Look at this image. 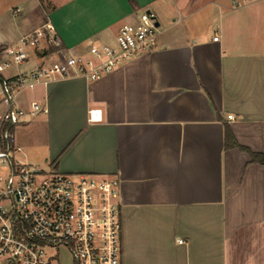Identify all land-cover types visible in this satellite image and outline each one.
Returning a JSON list of instances; mask_svg holds the SVG:
<instances>
[{
  "label": "crops",
  "instance_id": "crops-1",
  "mask_svg": "<svg viewBox=\"0 0 264 264\" xmlns=\"http://www.w3.org/2000/svg\"><path fill=\"white\" fill-rule=\"evenodd\" d=\"M240 1L69 0L49 14L69 53L113 44L145 12L159 24L154 50L100 80L20 99L48 109L20 126L38 164L119 178L122 264H264V165L251 157L264 156V0ZM12 14L0 50L43 23L37 0Z\"/></svg>",
  "mask_w": 264,
  "mask_h": 264
},
{
  "label": "built area",
  "instance_id": "built-area-1",
  "mask_svg": "<svg viewBox=\"0 0 264 264\" xmlns=\"http://www.w3.org/2000/svg\"><path fill=\"white\" fill-rule=\"evenodd\" d=\"M254 1L260 0L238 5ZM156 24L155 15L145 12L138 22L124 24L113 44L91 41L84 51L69 53L48 20L1 48L0 264H122L119 178L66 175L53 165L38 168L23 162L16 130L48 109L36 101L24 109L20 99L59 79L100 80L151 52L159 36ZM37 52L42 64L22 71ZM97 112H90L91 119Z\"/></svg>",
  "mask_w": 264,
  "mask_h": 264
},
{
  "label": "rangeland",
  "instance_id": "rangeland-1",
  "mask_svg": "<svg viewBox=\"0 0 264 264\" xmlns=\"http://www.w3.org/2000/svg\"><path fill=\"white\" fill-rule=\"evenodd\" d=\"M38 1V7L41 12L42 17V24L50 20L49 14L51 10L57 5V6H63L65 5L69 0H37ZM33 2V0H0V27L3 25V23L6 25L9 18H11V22H14V19L17 17H14L12 12L14 13L16 10L22 11V16L26 12V8L28 3ZM17 20V19H16ZM7 21V22H5ZM121 26L124 25V22L120 24ZM34 53H32L30 59L31 61L34 59ZM34 118H28V121H31ZM17 140L20 143L22 141L24 143L22 147L23 152L20 156V159L28 164H31L32 166L38 167V168H44L47 167L45 164H38L36 161L39 159L42 155V151L38 149L37 147L31 148L27 145V140L30 142L29 138V132L27 128L18 127L17 128ZM34 143V141H33ZM21 144V143H20Z\"/></svg>",
  "mask_w": 264,
  "mask_h": 264
},
{
  "label": "trees",
  "instance_id": "trees-1",
  "mask_svg": "<svg viewBox=\"0 0 264 264\" xmlns=\"http://www.w3.org/2000/svg\"><path fill=\"white\" fill-rule=\"evenodd\" d=\"M54 51H55L54 48H50V52H54ZM230 141H231V133L229 132V130H226L225 142H226L227 146L229 145ZM251 157H252L253 162L260 163V164L264 165V156L263 155H257V154L251 153Z\"/></svg>",
  "mask_w": 264,
  "mask_h": 264
},
{
  "label": "water",
  "instance_id": "water-1",
  "mask_svg": "<svg viewBox=\"0 0 264 264\" xmlns=\"http://www.w3.org/2000/svg\"><path fill=\"white\" fill-rule=\"evenodd\" d=\"M157 27H159V24H156Z\"/></svg>",
  "mask_w": 264,
  "mask_h": 264
}]
</instances>
